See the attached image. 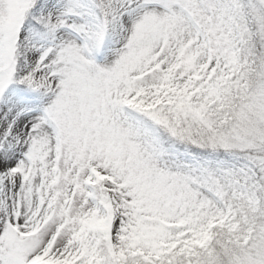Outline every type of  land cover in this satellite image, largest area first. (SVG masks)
Segmentation results:
<instances>
[{"label": "snow or ice", "instance_id": "6c2138e0", "mask_svg": "<svg viewBox=\"0 0 264 264\" xmlns=\"http://www.w3.org/2000/svg\"><path fill=\"white\" fill-rule=\"evenodd\" d=\"M0 264H264V0H0Z\"/></svg>", "mask_w": 264, "mask_h": 264}]
</instances>
